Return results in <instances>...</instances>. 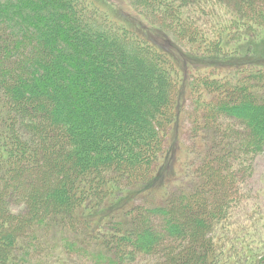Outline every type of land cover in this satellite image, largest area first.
<instances>
[{
  "label": "trees",
  "instance_id": "trees-1",
  "mask_svg": "<svg viewBox=\"0 0 264 264\" xmlns=\"http://www.w3.org/2000/svg\"><path fill=\"white\" fill-rule=\"evenodd\" d=\"M128 1L0 0V264H264V0Z\"/></svg>",
  "mask_w": 264,
  "mask_h": 264
},
{
  "label": "rangeland",
  "instance_id": "rangeland-1",
  "mask_svg": "<svg viewBox=\"0 0 264 264\" xmlns=\"http://www.w3.org/2000/svg\"><path fill=\"white\" fill-rule=\"evenodd\" d=\"M96 3L98 5H100V7H104L105 11H107L112 18L114 17H118L119 19H125L128 18L129 23L130 24H138L141 26H147V27H153L156 29V27L151 26L150 23H148L146 21V19L140 15H138L137 13H135L129 3L128 0H96ZM126 15V16H125ZM142 27V28H143ZM142 36H146L147 38H149L151 41H153L152 35L149 34L150 36L148 37L147 35H144L143 33H140ZM145 37V38H146ZM155 37V36H154ZM156 38V37H155ZM172 42L168 41V48L176 55V56H180V58H182V68L180 67V71L182 73V70L184 72V70H186L187 75L191 72H194L195 70H201L203 68H209L211 66V68L213 67L214 64L216 63H220V64H231L233 63H237V62H242V61H237L236 59H218L215 62V60L209 58V57H199L197 54L193 53L192 51L189 50V48H184L181 47L180 45H177V43L175 44L176 46L172 45ZM246 54V53H245ZM197 56L198 58L196 59H192L191 56ZM248 55V54H247ZM249 59H253V61H251L252 63H257V64H264V48L259 51L258 50V54L256 56L253 55H249L248 57ZM202 59V60H201ZM188 62V63H187ZM182 69V70H181ZM189 72V73H188ZM221 72H223V69H221ZM184 74V73H182ZM186 75V74H184ZM190 76V75H189ZM185 96L181 95V97L179 98V102H178V106H180L181 104H183ZM186 107V111L187 112H191L192 111V105L191 103H187ZM189 125V124H188ZM184 125L180 123L179 120V124L174 126V132L172 134H177L184 137L185 141L183 140V145L186 144L189 148L192 146V141L190 138V134H189V130L188 128H184ZM186 129V130H185ZM180 139V138H179ZM176 143H178L177 147H180L181 143L180 140H175ZM173 143V142H172ZM179 165H182V162H173L172 164H168L165 165V175H164V179L166 180H170L173 181L174 183L177 181L178 178V174L176 171L173 170L179 169ZM169 169H172V174L174 176H168L167 172L168 171V167ZM193 166H195V164H193ZM175 185V184H174ZM245 190H246V195H248V199L245 200L244 202L246 203V211L244 213H242V218H244V224L248 223V222H252L253 220L256 221L257 223V227L258 230H256L257 236H258V232L259 229H261L262 231H264V154L258 158L257 161V166H256V172L255 175L252 176V178H250L247 181V184L245 185ZM242 208H244V206H242ZM245 210V209H244ZM254 215V216H253ZM180 216V215H179ZM253 232V230L251 231Z\"/></svg>",
  "mask_w": 264,
  "mask_h": 264
}]
</instances>
